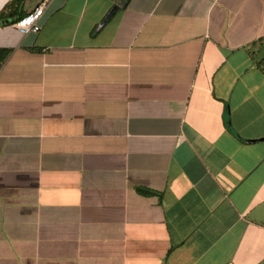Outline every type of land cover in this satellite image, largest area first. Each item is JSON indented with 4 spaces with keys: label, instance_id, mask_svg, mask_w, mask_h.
Segmentation results:
<instances>
[{
    "label": "crops",
    "instance_id": "crops-1",
    "mask_svg": "<svg viewBox=\"0 0 264 264\" xmlns=\"http://www.w3.org/2000/svg\"><path fill=\"white\" fill-rule=\"evenodd\" d=\"M0 15V264H264V0Z\"/></svg>",
    "mask_w": 264,
    "mask_h": 264
},
{
    "label": "built area",
    "instance_id": "built-area-1",
    "mask_svg": "<svg viewBox=\"0 0 264 264\" xmlns=\"http://www.w3.org/2000/svg\"><path fill=\"white\" fill-rule=\"evenodd\" d=\"M47 4L48 1L40 4L33 11L23 16L18 22L14 23L13 27L23 36L39 33L42 28L41 19Z\"/></svg>",
    "mask_w": 264,
    "mask_h": 264
},
{
    "label": "trees",
    "instance_id": "trees-1",
    "mask_svg": "<svg viewBox=\"0 0 264 264\" xmlns=\"http://www.w3.org/2000/svg\"><path fill=\"white\" fill-rule=\"evenodd\" d=\"M15 2H16V4L17 3H20V2H22V0H14ZM26 14H24V15H20L16 20H14L13 22H12V24H14V23H16V22H18L23 16H25ZM7 23H9V22H7ZM4 20H3V15H0V25H5V24H7ZM10 24V23H9ZM4 61V57L2 56V54L0 55V64L2 63Z\"/></svg>",
    "mask_w": 264,
    "mask_h": 264
},
{
    "label": "water",
    "instance_id": "water-1",
    "mask_svg": "<svg viewBox=\"0 0 264 264\" xmlns=\"http://www.w3.org/2000/svg\"><path fill=\"white\" fill-rule=\"evenodd\" d=\"M113 12H114V9H113L112 12L109 14V16H110ZM109 16H108V17H109ZM108 17H107V18H108Z\"/></svg>",
    "mask_w": 264,
    "mask_h": 264
}]
</instances>
